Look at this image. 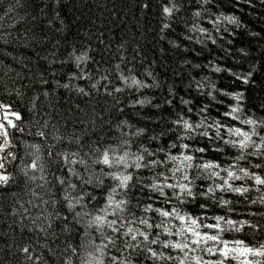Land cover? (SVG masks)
<instances>
[{
    "label": "trees",
    "instance_id": "obj_1",
    "mask_svg": "<svg viewBox=\"0 0 264 264\" xmlns=\"http://www.w3.org/2000/svg\"><path fill=\"white\" fill-rule=\"evenodd\" d=\"M165 6L173 8L171 16L164 14ZM132 78L140 85H132ZM117 87L122 91H114ZM0 105L7 106L0 108V123L9 132V146L0 157H6L5 174L11 175L10 182L0 186V264H196L197 257L201 264H242L244 259L264 264V256L225 259L209 254L211 242L192 245L195 251L165 248V242L183 239L164 230L175 233L178 221L151 229L139 223L141 218L153 224L164 219L145 212L148 204L176 207L204 224L224 217V240H241L253 249L264 246V185L255 182V176L264 178V148L257 153L250 146L238 160L241 150L222 140L179 139L186 134L175 123L183 116L193 124L219 120L250 133L254 128L253 140L264 145V0H0ZM205 107L207 111H201ZM233 107L239 109L235 121L223 115ZM249 119L256 125L241 123ZM8 120L17 128L9 127ZM204 130L215 134L214 127L197 131ZM173 142L208 146L204 154L190 153L200 158L194 164H236L232 170L241 179L230 183L247 191L215 189L221 180L207 178L194 167L189 170L198 177L193 191L212 187L214 193L165 204L155 192L149 199L143 185L157 182L154 176L167 166L121 169L134 178L117 196L127 201L120 215L134 221L125 222L122 232L139 228L157 243L89 226L92 217L85 213L94 215L103 207L115 183L105 174L108 169L95 163L100 153L112 149L117 155L128 152L130 160L132 154H143L145 161L166 159L180 151H169ZM144 149L156 155L150 157ZM67 153H77L70 157L77 163L66 164ZM33 160L44 166L42 173L29 167ZM57 177L77 185L72 195H83L80 204L68 207ZM89 177L92 183L84 184ZM201 231L212 234L210 229ZM106 237H115V243ZM104 244L108 247L97 251Z\"/></svg>",
    "mask_w": 264,
    "mask_h": 264
},
{
    "label": "snow or ice",
    "instance_id": "obj_2",
    "mask_svg": "<svg viewBox=\"0 0 264 264\" xmlns=\"http://www.w3.org/2000/svg\"><path fill=\"white\" fill-rule=\"evenodd\" d=\"M163 12L165 15L171 16L173 8L165 6L163 8ZM195 15L199 16L200 13L196 12ZM164 27L167 28L169 27V25L165 24ZM201 31H203V29H201ZM78 59L82 60L83 57H78ZM216 70L219 71L218 68ZM104 79H106V77ZM124 82L125 84H127V78H124ZM244 82L247 83V80H245ZM131 84L139 86L140 81L136 80L135 78H132ZM64 87H68V85L65 84ZM93 87H96V84H93ZM105 88H107V85H105ZM80 91L84 92V89L81 88ZM114 91L120 92L122 91V89L117 87L114 89ZM235 98L237 100L240 99L239 96ZM184 103L187 104L188 101H184ZM5 107L7 106L0 105V108ZM189 111H191V109H189ZM201 111L206 112L207 108H202ZM238 111L239 109L237 107H233L231 109V112H225L223 115L231 117V119L235 121L238 120L239 117L233 114L237 113ZM12 115L15 116L16 120L21 119L19 113H12ZM175 123L181 126L183 132L186 134V137L180 136L179 139H194L196 136H200L205 137L210 141L214 139L222 140L224 144H228L233 148H238L239 150H241V155L236 157V159L238 160L244 159L243 153L245 150L249 149L250 146H255L257 153H260L262 151V148H264V145H256V142L253 140V136L257 135L254 128L253 131L250 133L241 129L240 127H229L226 124L220 122L219 120L215 121L214 124H206L205 120H201L199 123L193 124L190 123L189 120L184 119L183 116H181L177 121H175ZM241 123L255 126L257 122L255 120L249 119L246 121H241ZM7 124L9 127L17 128V125L14 124L11 120H8ZM212 127L215 128L214 135H209V132L207 130L197 131L199 129H207ZM18 130L22 131V129ZM138 134L139 132L137 133V135ZM43 135L44 133H40V136ZM8 136L9 132L7 128H5L3 123H0V137H3V139L0 140V152H5L7 147L9 146ZM226 136L229 138H226ZM232 137H234V139H232ZM33 147H36L37 151L39 150L38 146L33 145ZM178 148L180 149V151H178L177 154L166 155V159H150L148 161H145V157L143 154H132L135 156V158L133 160H130L128 152H124L121 155H117L116 152L112 149L103 150L100 155L96 158L95 163L103 165L106 169H108L105 174L109 176L115 183L112 186L110 193L106 197V202L104 206L98 208L94 215L92 213H85V215H89L92 217L88 222L89 226H95L98 230L103 229L104 227L111 228L112 232L114 233L123 236H130L132 241H137V237L139 236L143 238L144 242H150L151 244L157 243V240L155 239L149 241V235L146 232L141 231L139 228L134 229L132 227H128L126 231L122 232L125 222L133 223L134 221H127L125 217H122L120 215L125 212L127 201L124 198L117 199V196L121 194L122 190H126L129 188V183L134 178L132 174H125V172L121 171V169H128L131 167L141 169L156 168L157 166H167L165 171L157 172L154 176V180L157 182H153L148 185H143V187L149 189V193L147 194L149 199H152L151 193L155 192L163 198V202L165 204H170L173 198L179 201L180 204H184L189 198L195 200L198 195L207 196L210 193H214L215 189H219L220 191L231 190L241 193L247 191V189L243 188H234L232 183H230V181L241 179V177L237 175V172L232 170L236 168V164H232L229 167H224L221 164L214 162H197L195 164L193 163L194 160H199L200 158L190 153L204 154L209 150L207 145L193 148V146L189 143L177 145V143L173 142L169 146V151L171 149ZM216 150L218 151L219 149ZM97 151H99V149H97ZM144 151L148 152L147 149H144ZM76 154L77 153L65 154L64 159L66 164L71 165L77 163L76 160L70 158L72 156H75ZM12 155L13 154L11 152L7 153V156ZM155 155V152H148V156L150 157H154ZM5 158L6 157H0V169L4 170L0 171V186L7 185L11 180V175L5 174L7 171L5 169V164L3 163ZM13 159H15L14 156ZM38 159L39 157H37V160ZM37 160H33L29 167L32 169L33 172L39 170L42 173L44 170V166L38 165ZM80 163H84V161L81 160ZM194 167L197 169H201L203 172L207 173V178H219L221 180V183L217 184L215 186V189L209 187L204 192H194L193 186L195 183V179H197L198 177L189 175V170L193 169ZM256 167H260V165H256ZM217 169H219V171H217ZM240 171L243 172L244 176L249 175L248 171L245 169H240ZM69 172H71L72 175L78 176L79 178L78 173H76L72 168H69ZM221 172H224L226 175L221 176ZM25 175H27V172H25ZM57 179L59 183L64 186V200L67 201L68 207L74 208L75 205L80 204L81 200H83V195H80L79 197H75L72 195V192L75 191L77 185L75 183L67 181L65 178L62 177H57ZM136 179L139 180V177H137ZM255 182L256 184L264 185V178H261L260 176H255ZM83 183L90 184L92 183V179L90 177L84 179ZM165 189L169 191H165ZM92 198L94 199V197ZM200 207L203 208L206 207V205L201 204ZM144 211L155 212L160 217L164 218L160 223L157 224L149 223V220L147 218L139 219V223L141 225H145L149 229L161 228L165 221H178L179 226L175 233L169 228H165L164 230L169 236L175 235L177 237H182L183 239H178L175 242H165L163 244V247L165 248L170 247L173 249H178L181 252H185V250L195 251V249L192 248V245H195L197 248H199L202 244L208 245L209 242H211L212 246L207 247V252L213 255L218 253L225 259H228L230 255H232L233 259L237 258L238 256H264V246H262L261 249H253L251 247L246 246L241 240L230 242L228 240L222 239L220 233H222L225 229L221 227V221L224 220V217H216V223L214 224H204L202 223L201 218L194 217L192 215H184L181 213V210L176 207L162 209L153 208L152 204H148L144 208ZM75 215L81 216V212H75ZM110 216L116 218L109 219ZM65 219H67V217H65ZM118 220L120 221L119 224ZM226 223L235 226V222L232 220H227ZM202 228L210 229L212 234H210L209 232H202ZM235 230L239 231L240 229L235 228ZM189 237H191L190 240ZM106 239L108 240L109 244L115 243V237H106ZM136 246H139V242ZM107 247L108 244H104L101 247H98L97 251L102 253L103 249ZM148 250L151 252L152 257H157V253L155 251H152L150 248ZM23 251L27 253L28 249L24 248ZM73 251H75V249H73ZM111 259L115 261L117 258L113 256ZM195 259L196 264H201L199 257ZM100 264H103V262L100 261ZM181 264H183V261H181ZM218 264H223V261H219ZM242 264H251V262L247 259H244L242 261Z\"/></svg>",
    "mask_w": 264,
    "mask_h": 264
},
{
    "label": "rangeland",
    "instance_id": "obj_3",
    "mask_svg": "<svg viewBox=\"0 0 264 264\" xmlns=\"http://www.w3.org/2000/svg\"><path fill=\"white\" fill-rule=\"evenodd\" d=\"M249 256H251V255H249ZM249 256H247V257H240V258H242V259H243V258H248ZM238 257H239V256H238Z\"/></svg>",
    "mask_w": 264,
    "mask_h": 264
}]
</instances>
